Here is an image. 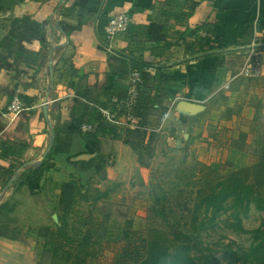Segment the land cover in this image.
Instances as JSON below:
<instances>
[{"label":"crops","instance_id":"0c3cea01","mask_svg":"<svg viewBox=\"0 0 264 264\" xmlns=\"http://www.w3.org/2000/svg\"><path fill=\"white\" fill-rule=\"evenodd\" d=\"M120 13L130 16L129 31L108 42L104 27ZM0 17L13 21L0 25L2 50L7 46L0 59V146L17 151L11 160L0 152V206L18 201L10 213L17 219L20 192L38 193L51 175L47 159L94 155V142L78 127L92 123L90 109L124 91L122 79L137 72L148 106L152 96L155 107L178 104L192 117L208 108L211 87L226 84L249 51L264 52V0H0ZM24 22L27 34L12 43ZM229 91L224 100L238 111L223 122L222 142L237 171L251 165V132L264 121V75L235 79ZM16 95L28 107L19 115L7 110ZM238 137L244 151L232 147ZM56 146L62 152L53 156ZM46 245L27 231L24 240L0 237V264H37Z\"/></svg>","mask_w":264,"mask_h":264},{"label":"rangeland","instance_id":"374dc122","mask_svg":"<svg viewBox=\"0 0 264 264\" xmlns=\"http://www.w3.org/2000/svg\"><path fill=\"white\" fill-rule=\"evenodd\" d=\"M12 22V19L0 17L3 28H9ZM25 34L27 22L16 30L12 43L16 44V40ZM6 47L2 50L0 45V59L5 58ZM256 52L262 57L264 66V52ZM241 60H236V66ZM241 67L231 78L239 73ZM143 84L139 86L137 104L132 110L126 105L120 110L112 99L100 105L116 111L122 119L129 115L142 117L141 122L124 119V125L117 130L104 120L98 108L87 112V119L97 126L93 136L101 143L100 151L95 149L93 152L94 165L101 161L104 172H84L80 167L70 166L69 158L55 160L49 178L43 177L44 185H37L38 193H30L27 188L20 192L22 206L18 211L19 219L10 217L7 209L3 216L0 215V234L24 240L26 231L38 236L43 234L39 231L42 227H54L53 224L58 223V215L50 205L58 202L60 192L56 188L64 180V174H73L85 186L82 191L90 201H78L70 218L71 229L74 231L75 228L82 234L90 230L98 240L93 247L96 256L90 258L89 264H116L117 258H123L124 250H129L132 256L125 258L123 264H139L147 256V240L152 230L164 233L171 252L176 246L175 232L194 236L190 255L198 264H264V212L257 211L254 205L249 212L240 214V220L230 211L209 223L206 230L194 233L195 227L208 221L203 209H195L199 190L206 193L218 178L232 171L231 163L235 158L231 155L226 157L222 139H226L227 134L221 128L225 119L229 121V115H236L238 111L229 99L227 102L224 100L230 98V91L218 85L211 87L208 108L198 115L186 117L188 110L178 104L155 107L156 98L152 96L148 98L151 104L148 106L143 96ZM118 98L125 102L130 94L125 93ZM195 112L198 113L199 109ZM134 124H139L137 135L131 128ZM260 124V128L257 125L251 132L253 136L248 143L246 153L252 157L250 166L256 164V155L262 149L256 147L259 135L264 143V121ZM249 128L252 131L253 127ZM124 141L138 146L141 156ZM98 189L112 191L107 199L95 202ZM17 203L15 201L14 205ZM238 224L247 232L240 231ZM31 244L39 245L35 241ZM255 250H258L257 254L253 253ZM50 256L44 252L37 264H49ZM31 261L28 264H32Z\"/></svg>","mask_w":264,"mask_h":264},{"label":"trees","instance_id":"16d2710c","mask_svg":"<svg viewBox=\"0 0 264 264\" xmlns=\"http://www.w3.org/2000/svg\"><path fill=\"white\" fill-rule=\"evenodd\" d=\"M112 73L113 81H115L114 79L117 74L113 72V67ZM121 81L122 83H120V85L124 83V91L117 93V95L113 97L118 98V96H122L125 93L128 94L130 88L129 81H125V79ZM22 99L23 98H21V100ZM92 109H95V107ZM259 125L261 124L259 123ZM259 125L258 128H260ZM80 126L81 125L78 127L79 129ZM134 130V134L137 135L139 131L137 129ZM95 133L96 131L92 134H87V139L94 142L95 149L99 152L101 143L96 136H93ZM237 139H239V141ZM237 139L233 141V149L244 151V141L241 138ZM59 140V138L56 140V144L58 143V145L60 142ZM262 141V136L259 135L256 147L258 149L261 147L262 149L257 155L255 153L257 156L256 164L237 171H231L227 176L218 178L210 185L211 187L206 193L199 190L195 209L196 211L203 209L204 217H208V221H203L198 227H195L194 233L206 230L209 223H213L219 216L229 213L230 211L234 212L237 220H240V214L242 212H249L252 205L255 206L257 211L264 212V143H262ZM123 143L130 146L139 157L141 156L138 146L133 142L124 141ZM23 150H25V147L22 148V151ZM0 152L4 156L8 155L11 160L17 154L16 145L8 144L7 147L1 145ZM61 152V148L56 146L53 150V156H57ZM52 161H54V158L52 160H46V172H50L49 165L52 166ZM94 163V159L82 162L69 161L70 166L76 168L80 167L84 172L94 171V173L102 174L104 172L102 162L99 161L97 165H94ZM63 176L65 181L63 180L61 185L56 188V191L60 192L58 202L53 206L50 205L51 209L58 215V223H54V227H42L39 231L43 232V234L39 233L37 237L47 244V248L44 252L51 255L49 264H86L88 259L96 256L93 247L98 244V240L89 232L90 230L84 234L75 231V228L73 231L71 229L70 218L78 201L89 202L90 198L82 191V188L85 186H83L80 180L73 174H64ZM111 191L112 190H107L103 192L98 189L95 202L107 199ZM15 207L16 206L12 205L10 202L4 203L0 206V215L3 216L6 209L9 214L12 213ZM196 221L197 218L194 223ZM238 229L242 232H247L241 224H238ZM0 237L9 238L5 234H0ZM9 239L18 240L17 237ZM194 239L195 237L192 235L189 236L175 232L174 242L176 246L174 247V251L171 252L170 246L167 245V239L164 237V233L159 230H152L147 240V256L139 264H170L171 262L173 264H198L197 260L190 255L192 251L191 242ZM128 251L129 250L123 251V258H117L116 264H123L124 261H126L125 258H131L132 255ZM253 253L257 254L258 250H255Z\"/></svg>","mask_w":264,"mask_h":264},{"label":"built area","instance_id":"2783aa9c","mask_svg":"<svg viewBox=\"0 0 264 264\" xmlns=\"http://www.w3.org/2000/svg\"><path fill=\"white\" fill-rule=\"evenodd\" d=\"M131 25V19L130 16L127 13H120L118 15L112 16L109 21L107 22L106 26L104 27L105 31V37L108 42L114 41L118 36L127 34L129 31ZM264 74V66H263V59L262 57L257 54V52L253 49L249 51L244 59V63L241 67V70L239 73L232 78H230L226 84L222 85L223 90H230L231 83L233 80L237 78L245 79V80H258L260 79ZM142 84V79L140 74L137 72H134L131 74L130 77V88H129V94L130 98L129 100L119 101V98L113 97L112 102L119 108L120 110L123 108H135L137 104V99L139 95V86ZM126 101L128 103H126ZM123 105H126L123 106ZM104 118L110 125L113 127L119 128L122 127L125 123L124 119H127L128 121H142V117L133 118L131 115L125 118L119 117V113L116 111H113L111 109L97 107ZM8 113L13 115H19L25 111L28 110V107L26 104L21 100L19 95H16L11 104L7 108ZM132 129H139V124H134L131 126ZM81 131L85 134H92L97 130V126L92 123H86L83 124L80 127Z\"/></svg>","mask_w":264,"mask_h":264},{"label":"water","instance_id":"95a60500","mask_svg":"<svg viewBox=\"0 0 264 264\" xmlns=\"http://www.w3.org/2000/svg\"><path fill=\"white\" fill-rule=\"evenodd\" d=\"M189 107L193 108L194 110L200 109V107H195V106H189ZM93 157H94V155L84 154V155H80V156L76 157L74 159V161L75 162L89 161Z\"/></svg>","mask_w":264,"mask_h":264}]
</instances>
